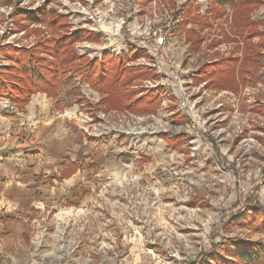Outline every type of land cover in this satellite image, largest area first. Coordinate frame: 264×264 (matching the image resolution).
I'll list each match as a JSON object with an SVG mask.
<instances>
[{
	"label": "rangeland",
	"instance_id": "obj_1",
	"mask_svg": "<svg viewBox=\"0 0 264 264\" xmlns=\"http://www.w3.org/2000/svg\"><path fill=\"white\" fill-rule=\"evenodd\" d=\"M231 1L222 4L220 0H0V72L5 74L12 66L1 52L4 46L33 49L57 64L55 97H48L56 106L65 107V114L71 117L87 122L92 118L96 125L91 124V132L101 135L104 130L119 127L121 122L132 124L129 114L148 116L163 109L161 97L143 87L145 81L157 80L158 75L144 65L147 53L133 45L129 52L109 54L124 57L122 73L116 79L115 89L119 93L111 87L103 88L102 95L84 82L80 72L92 61L91 55H98L109 46L99 30L132 39L135 29L139 25L143 28L147 19L157 25L169 22L171 17L179 18L172 39L174 58L178 65L194 68L193 87L203 86L201 96L194 94L199 102L196 117L201 123L199 132L217 139L211 146L212 155L207 152L212 157L206 162L207 155L192 156L194 143L179 133L180 127L187 128L190 117L180 108L177 86H170L175 88L167 119L171 134L158 135L162 151L149 153L137 169L146 163L164 161L166 166L171 164L170 168L183 172L187 179L182 180L180 175L177 180L161 166L156 176L165 177L169 184L158 187L155 193L142 185L130 188L133 197L124 196L131 199L128 203H118L117 207L112 203L111 208L101 211L88 210L87 215L94 216L91 221H72L69 234L78 247L76 264H85L88 259V264H264V255L257 263L249 260L260 249L264 252V205L255 202L258 191L264 188L259 185L264 178V0L244 7H237L238 0ZM209 6L220 9L216 19L209 13ZM249 8L250 24L246 25ZM22 10L44 13L40 21L30 22L23 19L19 13ZM95 10L106 14L105 26L86 14L82 18L71 14L90 11L96 16ZM201 11L207 20H197ZM122 20L125 26L121 25ZM65 37H74L75 41L57 48ZM73 56L77 59L64 63ZM229 58L235 59L232 71L221 76L209 75L211 66L223 65ZM232 73L233 81L229 75ZM200 74L206 77L199 80ZM0 107L21 111L6 99L0 100ZM103 116L108 124L100 118ZM122 116L125 118L120 121ZM108 137L118 150L119 142L112 134ZM151 146L157 147L156 142ZM165 187L171 190H162ZM245 199L258 207H246L244 212L243 208L237 209L235 204L241 206ZM226 201L231 202L228 209ZM54 213L41 216L32 212L13 224L11 233L2 241L0 264H32L38 232L48 234V243L42 246L44 253L55 252L62 243L55 235ZM47 217L54 219L46 224L43 221ZM105 217L109 219L104 221ZM39 224H46L47 230ZM47 259L51 261L50 257Z\"/></svg>",
	"mask_w": 264,
	"mask_h": 264
},
{
	"label": "crops",
	"instance_id": "obj_2",
	"mask_svg": "<svg viewBox=\"0 0 264 264\" xmlns=\"http://www.w3.org/2000/svg\"><path fill=\"white\" fill-rule=\"evenodd\" d=\"M66 110L38 93L19 113L0 107V253L11 226L32 212L66 210L77 223L91 221L88 210L128 203L130 188L139 185L149 190L164 165L137 169L146 157L119 155L108 136L91 132V123ZM131 159L135 170L125 166Z\"/></svg>",
	"mask_w": 264,
	"mask_h": 264
},
{
	"label": "built area",
	"instance_id": "obj_3",
	"mask_svg": "<svg viewBox=\"0 0 264 264\" xmlns=\"http://www.w3.org/2000/svg\"><path fill=\"white\" fill-rule=\"evenodd\" d=\"M110 3V2H109ZM93 5V3H90ZM68 7V5L64 4ZM90 5V6H92ZM114 7V6H113ZM67 9V8H66ZM97 11V13H96ZM96 16L91 15L90 11L88 12H71L74 16H79L82 18L84 16L83 14H86V16L92 20L93 22L100 23L101 26H105L106 24V14L102 13L101 10H95ZM184 14V13H183ZM201 14L205 15V12L201 11ZM179 18L171 17L170 21L165 23H160L157 25H154V23L151 20L145 21V26L142 28L141 25L138 26V28L134 31V37L132 39L124 38L122 34H112L111 31L106 30H99V34H103V37L107 38V42L109 46L105 49H103L98 55L96 54L91 55L92 61H101L103 58V55L105 53L108 54H116L121 55L124 52H129L130 49H132V45L137 48V50H143L147 53V57L143 58L144 65H146L148 68L153 69L156 71L158 75V79L155 80H147L144 82L145 89L148 92L157 93L158 96L161 97L163 101V109L159 111L156 114H151L148 116H140L135 117V115L129 114L131 117H133V120H130L132 124H125L124 122H121V125L119 127H115L114 129L110 128L107 130H104L101 132L102 136H108L110 134L113 135V137L116 139V141L119 142L118 144V153L119 155L124 154H136L139 156H147L149 153H157L159 154L162 149V141L158 138V135L161 133L165 134H171L170 128L171 126L168 125V113L170 109V98L171 94L174 91L175 88L179 90L178 96L181 98L180 108L184 112L185 115L190 117L189 124H187V128L184 126L179 128V133L186 135L190 138L191 142L194 143L195 147L193 149L194 153L192 154L193 157L207 155V152L209 155H212L211 153V146L217 142V139L213 140L211 137H205L204 133H200L199 130H201V123L197 120L198 115V105L199 102L196 101L195 93L197 92L200 96L203 94L202 88L203 86H200L198 88L193 87V77H195V71L194 68L191 66L188 67H182L177 64L175 58H174V52L172 48V39L174 35V31L179 23ZM122 26L126 25V22L122 20L121 22ZM107 28V27H105ZM119 28V27H117ZM92 31V30H91ZM113 31H115L113 29ZM118 31V30H117ZM119 35V36H118ZM113 39L116 41L113 42ZM131 44V45H130ZM130 46V47H129ZM188 47V46H187ZM89 49H91V46H88ZM107 49H110V51H106ZM88 52V49H87ZM91 52V51H89ZM94 53V52H93ZM143 66V64H141ZM175 87L173 89L170 88ZM205 93V92H204ZM12 111H15L14 109H11ZM16 113H19L18 111H15ZM31 118V117H29ZM105 124H108L107 117L103 116L100 117ZM125 118L124 116L120 117V121ZM88 122L93 124L94 121L92 118H88ZM126 125H129V127H126ZM156 126V127H155ZM152 127H155L156 129H151ZM179 127V126H178ZM161 129V131L159 130ZM207 135V134H206ZM248 140H245V142ZM152 142H156L157 147L153 148L151 146ZM201 149V150H200ZM205 150V151H203ZM201 153H196V152ZM206 159V162L208 161L210 156H204ZM134 159H131L125 163V166L129 169L135 168ZM201 165V162H198ZM170 166H166L165 164L162 166V170H170L173 175L177 176V180H180V175H182V180L187 179L184 177L185 174H182L183 172H177L174 170L171 164ZM206 166V165H204ZM202 167V166H201ZM172 169L174 170L172 172ZM175 180V181H177ZM171 181V180H170ZM169 181V182H170ZM173 181V180H172ZM169 184L168 181L165 179V177L158 176L156 179L154 178V184L149 187V189L155 193V190H159L158 187ZM235 185L237 186V183L235 182ZM259 185L261 186V189L264 187V178L262 177V180H260ZM162 190H171L170 187H165ZM244 192V191H243ZM244 195H242L243 197ZM240 197V199L242 198ZM249 199V197H248ZM248 199L243 200L241 206L239 203H236L235 206L237 209L243 208V212L246 209V207H258L257 203L254 204H248ZM259 205H264V188L261 191H258V198L257 201ZM230 201H226L225 204L230 205ZM225 207V208H226ZM226 209V211H227ZM54 216L56 217L57 224L56 227V236L59 239L60 243H62L59 248L56 249L55 252H52V254H46L44 253V250L42 247L43 243H48V240L46 237L48 236L47 233H39V237L37 238V241L35 239V248H37L36 251V259L32 262V264H76L77 260L75 258V252L78 248L75 245V242L70 238V224L72 223L73 216L68 214L64 211H57L54 213ZM54 219V218H53ZM52 219V220H53ZM49 219V217L46 218L45 222L46 224H49V221H52ZM45 224V225H46ZM43 224H39L40 228L42 230H47V226L44 229ZM56 238V239H57ZM57 239V240H58ZM72 242V243H71ZM75 245V247H74ZM71 246V247H70ZM48 257L51 258V261H48ZM90 260H86L85 264H88Z\"/></svg>",
	"mask_w": 264,
	"mask_h": 264
},
{
	"label": "trees",
	"instance_id": "obj_4",
	"mask_svg": "<svg viewBox=\"0 0 264 264\" xmlns=\"http://www.w3.org/2000/svg\"><path fill=\"white\" fill-rule=\"evenodd\" d=\"M229 1L230 0H220V3L224 4ZM257 1L258 0H238L237 7H244L245 5L249 6L250 4L257 3ZM41 11L42 10L27 12L22 10L19 13L24 16V20L30 22H38L42 19L41 17L44 13L43 11ZM208 11L215 19L217 18V15L220 14V9H215L214 7L210 9L209 6ZM249 13L250 8L247 10L248 21L246 25L250 24ZM240 16L242 17V15ZM206 17L207 16H204L200 13L196 18L200 21L202 19L207 20ZM74 39V37L63 38V41H59L60 43L57 44V48H61V45H65L67 41L72 44L73 41H75ZM1 52H3L6 59L12 63V66H9L6 69L8 70L7 73L4 74L0 72V100L6 99L13 103L19 110H23L30 103L34 94L42 92L46 93L48 96L55 97V94L53 92H55L54 90L56 82L58 80L56 66L57 64L54 65L52 62H50L46 58H43L33 49L28 50L24 48L4 46L1 49ZM69 57L64 60V63L67 64L77 59L76 56H73L70 59ZM122 61H124V57L117 58L116 56L106 54L103 56L101 61H91L90 63H88L84 72H80V75L82 76L84 82L89 84L95 91L98 90V93L100 92V94L102 95L104 93L103 88H108L109 90H111V87H113V90L116 91L117 89H115V87L118 82V80L116 79L118 75L120 77V74L122 73H120ZM234 63L235 59L229 58L228 60H226V62L223 63V65L222 63L213 65L210 67L211 72H209V75H225L229 71H232L234 69ZM205 71H207V69ZM203 74L206 75V73ZM203 74H200L201 77L199 78V80H202L206 77ZM47 75L50 77H48ZM229 75H232L230 77L233 81L235 77L234 73ZM117 93H119V90H117ZM263 255L264 252L261 249L258 254H251L249 256L250 263L251 259L252 262L257 263L259 258H262Z\"/></svg>",
	"mask_w": 264,
	"mask_h": 264
}]
</instances>
